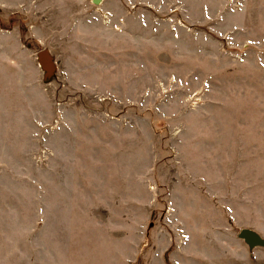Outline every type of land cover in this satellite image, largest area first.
<instances>
[{"label": "rangeland", "instance_id": "374dc122", "mask_svg": "<svg viewBox=\"0 0 264 264\" xmlns=\"http://www.w3.org/2000/svg\"><path fill=\"white\" fill-rule=\"evenodd\" d=\"M0 264H264V0H0Z\"/></svg>", "mask_w": 264, "mask_h": 264}, {"label": "water", "instance_id": "95a60500", "mask_svg": "<svg viewBox=\"0 0 264 264\" xmlns=\"http://www.w3.org/2000/svg\"><path fill=\"white\" fill-rule=\"evenodd\" d=\"M98 1V0H96ZM48 72L49 69L45 68ZM54 70V69H53ZM54 71H52L53 73ZM51 73V72H50ZM241 237H244L246 238V240L251 243V244H259V243H263V239L258 235L256 234L254 231H251V230H247V229H244L242 232H241Z\"/></svg>", "mask_w": 264, "mask_h": 264}, {"label": "bare ground", "instance_id": "6f19581e", "mask_svg": "<svg viewBox=\"0 0 264 264\" xmlns=\"http://www.w3.org/2000/svg\"><path fill=\"white\" fill-rule=\"evenodd\" d=\"M40 61H41V64L43 65V67L49 69V71L52 73V71L54 69V65L52 62V57L49 55L48 52H43L40 55Z\"/></svg>", "mask_w": 264, "mask_h": 264}]
</instances>
